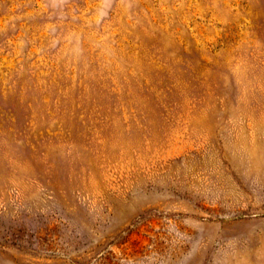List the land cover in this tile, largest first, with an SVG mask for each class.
<instances>
[{"label": "rangeland", "instance_id": "1", "mask_svg": "<svg viewBox=\"0 0 264 264\" xmlns=\"http://www.w3.org/2000/svg\"><path fill=\"white\" fill-rule=\"evenodd\" d=\"M0 264H264V0H0Z\"/></svg>", "mask_w": 264, "mask_h": 264}]
</instances>
